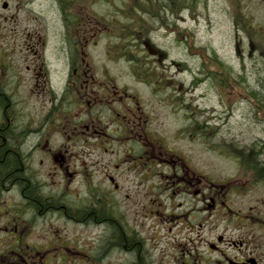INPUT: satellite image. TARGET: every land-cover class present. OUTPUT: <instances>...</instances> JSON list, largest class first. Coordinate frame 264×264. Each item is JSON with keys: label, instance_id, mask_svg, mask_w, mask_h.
<instances>
[{"label": "flooded vegetation", "instance_id": "flooded-vegetation-1", "mask_svg": "<svg viewBox=\"0 0 264 264\" xmlns=\"http://www.w3.org/2000/svg\"><path fill=\"white\" fill-rule=\"evenodd\" d=\"M35 1L11 16L37 14ZM180 1L177 26L188 12ZM143 2L52 0L62 27L52 38L27 29L0 37V230L10 241L0 264H264V163H253L249 183L261 194L249 199L206 180L188 159L157 148L155 119L120 84L123 69L138 88L152 77L172 84L156 68L169 53L153 35H181L154 8L145 12L153 29L131 30L124 20L142 15ZM104 6H121L137 61L86 23ZM97 15L101 25L107 14ZM59 222L73 226L71 238Z\"/></svg>", "mask_w": 264, "mask_h": 264}, {"label": "rangeland", "instance_id": "rangeland-1", "mask_svg": "<svg viewBox=\"0 0 264 264\" xmlns=\"http://www.w3.org/2000/svg\"><path fill=\"white\" fill-rule=\"evenodd\" d=\"M189 1L185 4L191 6L188 12L181 13L186 21L178 22V26L175 17L179 13L174 10L178 8L175 3L182 5L180 0H147L138 6L144 8L142 15L134 13V18L125 20L118 13L121 6L93 7L92 20L86 23L94 30L100 28L108 36L103 44L110 45L116 39L109 36L118 32L115 25L120 21L124 20L131 30H140L142 25L153 29L156 22L145 19V12L152 8L161 17L171 19L173 29L181 36L164 38L162 31L153 36L157 45L169 53L164 67L156 68L168 76L166 79L171 78L172 84L152 77L148 88H138L127 69L119 73L120 84L125 88L129 85L142 111L155 119L152 129L159 143L157 148L172 151L173 157L177 154L188 159L202 170L206 180L227 187L232 184L237 196L249 199L261 194L260 186L255 188L249 183L252 168L258 167L253 163H264V119L258 111L264 103V5L260 6L257 0H240L233 5L231 0ZM5 2L8 10L3 8ZM26 3L31 0H0V37L12 35V29H27L30 35L38 33L45 39L62 30L52 10V0H36L37 14L24 11L22 17L11 16ZM101 12L107 14V19L101 20L100 25L97 14ZM123 67L127 68V64ZM137 69L142 78L145 67L140 63ZM241 163L246 165L245 170ZM161 169L159 166L158 171ZM162 214L167 216L170 211L163 208ZM58 227L61 235L72 237V225L59 222ZM154 230L158 236L165 235L161 228ZM2 234L0 230V252H6L10 241L3 240ZM37 237L32 236L31 241Z\"/></svg>", "mask_w": 264, "mask_h": 264}, {"label": "trees", "instance_id": "trees-1", "mask_svg": "<svg viewBox=\"0 0 264 264\" xmlns=\"http://www.w3.org/2000/svg\"><path fill=\"white\" fill-rule=\"evenodd\" d=\"M125 44H124V55H125V57H127L128 59H132L133 58V50H129V46H132V38H125ZM118 44H120V43H118ZM258 111H260L259 112V115H261V117L264 119V103H262L261 105H260V107H258ZM12 162H13V164H15L16 162H15V160H14V158H13V160H12ZM117 233V232H116ZM115 233V234H116ZM114 237H115V235H114Z\"/></svg>", "mask_w": 264, "mask_h": 264}, {"label": "bare ground", "instance_id": "bare-ground-1", "mask_svg": "<svg viewBox=\"0 0 264 264\" xmlns=\"http://www.w3.org/2000/svg\"><path fill=\"white\" fill-rule=\"evenodd\" d=\"M189 2H190V1H189ZM190 7H191V6H187V8H190ZM212 71L214 72V69H212ZM263 143H264V142H263ZM263 143H262V144H263ZM263 145H264V144H263Z\"/></svg>", "mask_w": 264, "mask_h": 264}]
</instances>
